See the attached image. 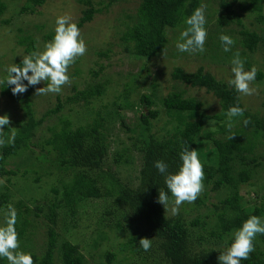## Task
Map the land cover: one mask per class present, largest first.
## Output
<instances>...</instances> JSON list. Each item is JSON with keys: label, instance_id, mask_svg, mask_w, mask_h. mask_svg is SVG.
<instances>
[{"label": "trees", "instance_id": "16d2710c", "mask_svg": "<svg viewBox=\"0 0 264 264\" xmlns=\"http://www.w3.org/2000/svg\"><path fill=\"white\" fill-rule=\"evenodd\" d=\"M82 1L89 6L83 9L82 16L76 22L79 29L92 21L96 13L102 11L101 8H96L91 0ZM201 1L140 0L135 15L125 14L131 21L129 24L127 22V28L121 36L124 49L148 58L162 53L167 44V28H174L185 22L186 17L200 7ZM44 2L45 0H27L22 11L33 13L36 7ZM220 6L223 10L216 20L218 29L229 27L236 22L243 27L240 30L239 43L244 48L255 52L264 44V32L244 28L240 14L228 0H220ZM6 8L5 1L0 0V16ZM241 10L254 13L257 20L264 23L262 0H250ZM53 36L54 31H50L45 34V39L52 40ZM17 41L25 46L27 54L37 50L36 39L31 35L21 36ZM221 44L220 40L216 43L218 48ZM100 54L107 55V52ZM21 60L16 64L19 65ZM102 69L101 66L100 70L91 72L99 75ZM256 75L262 79L264 73L259 71ZM5 76L6 72L3 73L2 80ZM172 77L188 86L205 88L217 97L220 111L209 117L218 122L220 133L227 135L221 137L217 135V130L207 129L204 121L206 115L197 117L203 106L201 101L194 97L187 98L182 92L168 93L162 99V104L169 112L176 114L180 126L174 127L171 133L169 131L168 134L157 135L151 131V120L158 118L160 112L150 110L148 114L147 110L141 111L138 126L135 128L138 132L135 136L136 142L133 144L139 151L141 169L137 181L132 185L117 177L108 162L110 124L115 116L120 120L121 127L127 131L133 130L119 113V108L124 107L121 104L117 106L115 102L117 108L109 113L103 108H95L86 123L76 127L70 118H61L58 123L49 127V137L40 143L34 141L45 121L59 114L67 105L77 104L84 108L93 105L105 94V82L89 84L81 89L73 86V94L66 95L64 99L58 95L55 105L47 108L40 116L37 115L33 100L37 85L28 86L24 93L13 95L12 86L0 84L3 95L17 103L21 102L20 107L24 114L13 126L8 125L3 130V136L7 139L12 131L10 127H15L16 138L14 144L0 146V176L18 173L20 166L15 170L10 167V161L22 151L26 152L25 160L28 163L24 173L33 172L40 175L42 170L47 174H53L54 170L72 173L69 181L60 180L61 187L54 188L56 195L51 200H45L44 204L31 208L20 202V206L25 208L21 222L26 227L20 228L23 234L24 229L32 227V224L36 225L31 224L29 220L32 211L47 221L46 249L40 256L32 253L33 262L56 264L58 253L62 264H91L80 243L69 239L60 241L59 218L62 214L74 217L81 207H87L88 210L90 206H95L99 215L96 223H105L111 230L124 232L125 213L145 224L148 232L152 234L151 248L144 251L140 247L138 242L144 237L143 234L132 235L118 246L125 253L122 257L123 264H220L218 256L220 251L226 248L225 242L231 243L232 233L241 227L249 216L256 215L264 222V199L260 202L257 199L246 201L241 193V186L249 183L258 169L264 167V115L247 108L244 97L237 93L233 86L202 66L192 72L175 67ZM24 83L27 84V81ZM140 102L148 108L155 104L147 94L141 96ZM262 104L264 105V101ZM236 105L244 109V114L242 117H233L232 127L229 129L226 113L231 106ZM187 112L195 118L183 117ZM245 119L250 121L247 126L244 124ZM232 135L234 138L229 139ZM185 144L197 153L200 152L198 157L203 165V185L207 188L193 203L185 202L188 209L183 206L176 216L168 217L157 198L159 190L167 192L169 198H172V195L166 187L164 175L154 165L155 161L162 160L168 165L169 172L177 171L181 164L179 153ZM39 146L41 152L37 153L36 147ZM259 146L263 147L262 152L258 151ZM131 149L133 148L125 147L122 151H116L114 162L120 165L129 163L131 155L127 152ZM44 162H48V166H43ZM40 177L35 179L39 181ZM8 188L5 186V190L0 193V210L9 205L11 194ZM211 197L217 199L211 202L213 209L204 216H195L187 223L185 213L207 205ZM253 244L254 251L249 254L247 260H242L241 264H264V234H257ZM100 255L106 258V262L101 260V264H111L117 257L111 250H103ZM0 264H7L6 258L0 257Z\"/></svg>", "mask_w": 264, "mask_h": 264}, {"label": "rangeland", "instance_id": "374dc122", "mask_svg": "<svg viewBox=\"0 0 264 264\" xmlns=\"http://www.w3.org/2000/svg\"><path fill=\"white\" fill-rule=\"evenodd\" d=\"M3 1L7 4V8L0 16V80H2L3 73L6 72V68L9 65L21 60L23 55H27L25 46L20 45L17 41L21 36H33L36 39L37 50H42L44 45L50 41L45 39V34L54 31L55 21L58 16L70 15L72 21L76 23L82 16L83 9L89 6L82 0H45L43 5L37 6L35 12L31 13L30 11H22V7L27 0ZM91 1L96 8H101L102 11L96 13L92 21L85 23L80 28L81 38L86 44L87 51L85 55L77 58L76 62L69 67L68 75L71 83L64 85L58 94L35 95L34 93L33 100L37 115L40 116L47 108L55 105L58 95L64 99L66 95L73 94V86L81 89L89 84L105 82L107 86L106 92L90 107L84 108L77 104H70L59 114L47 119L34 138L35 142L40 143L44 138L49 137V127L58 123L61 118H70L76 127L85 124L87 119L93 115L95 108H103L106 113H109L121 104L124 107L119 108V113L127 120L133 130L127 131L124 127H121L120 120L115 116L110 124L111 144L108 162L112 165V171L117 173V177L124 183L127 182V184L132 185L137 181L141 169L139 151L133 145L136 142L135 136L138 132L135 128L138 126L141 111L143 109L147 110L148 114L150 110H158L160 112L158 118L151 120V131L157 135H165L169 131L171 133L174 131V127L180 126L176 114L169 112L162 104V99L168 93L182 92L187 98L194 97L201 101L203 106L198 111L197 117L203 114L206 115L204 121L207 129L217 130V135L221 137L227 135L220 133L218 122L209 117L220 111L217 97L207 92L205 88L188 86L172 77L175 67H182L186 72H192L202 66L206 71H210L218 78L228 82V79L232 76L231 61L237 52H239L241 60L244 61L245 70H250L255 66L257 72L262 71L264 73V44H261L255 52L244 48L239 43L241 39L240 30L243 27L236 22L229 27L217 28L216 20L223 10V7L220 6V0L201 1V4L206 5L205 29L207 37L204 52H180L176 48L180 33L187 27L185 22H183L177 27L167 28L166 48L162 53L152 58L127 52L121 41L123 31L126 30L127 25L131 21L130 18L125 17V14L135 15L140 0ZM228 1L240 14L245 25L244 28L256 30L260 33L264 32V23L258 21L254 13L241 10V7L244 4L248 5L250 0ZM262 5V14H264V0H262ZM221 34L232 37L234 41L231 50L228 52L223 50V44L219 48L216 45L220 40ZM100 52H107V55H101ZM101 66L103 69L99 75L91 72L92 70H100ZM44 86H46V82L41 81L37 88ZM250 86L256 91L250 96H243L245 105L250 110H257L264 115V105L262 104L264 101V76L259 79L256 75V79L251 82ZM143 94L151 96L154 100L155 104L151 108L140 102ZM115 102L117 106H115ZM20 104L21 102L17 103L12 98L3 95L0 89V115L7 114L10 119L9 125L11 126L14 125L17 119L24 116ZM183 117L188 119L195 118L190 116L188 112L184 113ZM211 121H214V123H209ZM125 147L133 148L127 152V154L131 155V161L122 165L116 164L114 162V153L118 150L122 151ZM36 148L37 153H40L41 147ZM258 151L262 152L263 147L259 146ZM198 154L200 155V152ZM25 156L26 152L22 151L11 159L10 167L17 170L20 166L21 169L15 175L0 176V193L5 190V186L9 187L8 190L11 194L9 205H12L17 212L15 227L18 225L16 231L20 250L40 256L46 249L47 221L43 216H36L35 211H32L29 220L31 224L35 223L36 225L32 224V227L24 229L25 234H23L20 228L26 227L21 222V220L23 221L21 217L25 214L23 213L25 208L20 206V202L31 208L44 204L45 200H51L56 195L54 188L61 187L60 180L69 181L72 173L65 170H54L53 174H47L42 170L40 175L33 172L24 173V170L28 167ZM42 165L48 166V162H44ZM37 177L41 179L37 181L35 179ZM203 186L204 191L207 187ZM203 191L200 195L203 194ZM241 193L246 201L257 199L260 202V200L264 199V167L258 169L256 175L249 183L241 186ZM174 199V197L169 198L166 210L163 206L168 217L177 215H173L171 212L174 206ZM215 201L217 199L211 197L207 205L198 210L190 209L189 213H185L186 222L189 223L197 215H206L213 209L211 202ZM183 206L186 207V203L179 206L178 213L182 211ZM7 208L8 206L0 210V224L3 223L4 213ZM86 209L87 207H81L74 217L62 214L59 218L58 229L61 232L60 241L69 239L74 243H80L91 264H101V260L106 262V258L100 255L103 250H111L117 254L116 260L111 264H123L122 257L125 256V253L118 246L136 233L143 234L144 237L152 240V234L148 232L145 224L135 220L128 213L124 214L126 227L124 232H121L109 229L105 223H96L99 215L95 206H90L88 210ZM90 254L95 256L91 257ZM58 258L57 253L56 264H62ZM34 264L37 263L34 262Z\"/></svg>", "mask_w": 264, "mask_h": 264}, {"label": "clouds", "instance_id": "9594fccd", "mask_svg": "<svg viewBox=\"0 0 264 264\" xmlns=\"http://www.w3.org/2000/svg\"><path fill=\"white\" fill-rule=\"evenodd\" d=\"M206 5L201 4L193 13L186 17L187 27L180 33L176 48L180 52H204L207 31L205 29ZM223 44V50L228 52L234 44L233 39L225 34L219 37ZM86 44L81 38L80 29L72 21L70 15L58 16L55 21L54 36L48 41L42 50H36L30 54L23 55L21 63H13L6 68V76L0 83L11 87L13 95L22 94L27 91L28 86H36L41 81L46 86L36 88L35 95L58 94L62 87L70 84L68 75L69 67L74 64L77 58L85 55ZM232 76L228 84L233 86L241 96H250L256 89L252 88L251 82L256 79L257 69L253 66L245 70L244 61L241 60L239 52L235 53L231 61ZM27 81V84L24 83ZM244 109L240 106H231L226 115L228 117L227 127L231 129L233 117H242ZM250 121L244 120L245 126ZM209 123H214L211 121ZM10 124L7 114L0 115V146L14 144L16 129L12 128L7 139L3 136V130ZM234 135L229 139H233ZM181 164L177 171L169 172L168 165L162 160L155 161V167L164 175L168 191L174 197V206L171 209L173 215L178 214L179 206L183 203H193L203 191L204 171L203 165L195 149L185 144L179 153ZM157 202L161 203L165 210L169 202L168 193L159 190ZM17 212L12 205H8L4 213L3 223L0 224V257L6 258L8 264H34L30 253L20 250L18 233L16 231ZM257 234H264V222L256 215L249 216L242 226L232 233L231 243L226 241V248L220 251L218 260L220 264H241L247 260L249 254L254 251L253 240ZM139 245L144 251L151 248L152 241L149 238L141 237Z\"/></svg>", "mask_w": 264, "mask_h": 264}]
</instances>
